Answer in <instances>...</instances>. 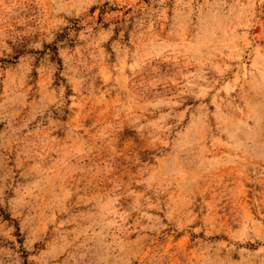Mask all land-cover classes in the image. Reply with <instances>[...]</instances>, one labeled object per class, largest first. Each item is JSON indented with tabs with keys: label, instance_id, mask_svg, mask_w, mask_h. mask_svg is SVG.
Listing matches in <instances>:
<instances>
[{
	"label": "rangeland",
	"instance_id": "obj_1",
	"mask_svg": "<svg viewBox=\"0 0 264 264\" xmlns=\"http://www.w3.org/2000/svg\"><path fill=\"white\" fill-rule=\"evenodd\" d=\"M0 264H264V0H0Z\"/></svg>",
	"mask_w": 264,
	"mask_h": 264
}]
</instances>
